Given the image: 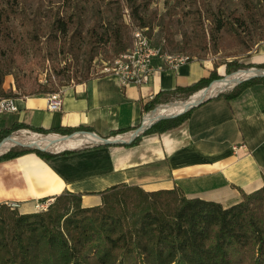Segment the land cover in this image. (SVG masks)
<instances>
[{"label": "trees", "instance_id": "16d2710c", "mask_svg": "<svg viewBox=\"0 0 264 264\" xmlns=\"http://www.w3.org/2000/svg\"><path fill=\"white\" fill-rule=\"evenodd\" d=\"M123 1L130 7L135 25L142 28L152 25L157 13L150 10L154 0ZM189 2L197 10L193 11V25H201L205 46L207 36L203 18L210 22L212 37L234 36L247 51L252 49V43L259 44L263 38V0H241V8L229 10L223 9L221 2L217 5L220 12L211 5L202 9L207 0ZM89 3L90 0H75L74 11L55 16L46 27L34 24L32 29L26 30L31 39L36 40L46 34L55 42L59 41L66 55H78L83 49L86 63L83 77L77 81L92 77L89 74L92 59L103 45L112 44L116 54L129 46L124 6L115 11L110 1L105 3L104 9L97 3ZM91 6L94 14L91 22H87L85 12ZM7 8L0 5V55L4 50H10L14 42L20 48L24 36L17 27L9 25L8 17L13 11L7 12ZM190 47L194 48V45ZM224 63L227 74L246 66L264 67V63H245L238 57ZM217 67L215 64L208 76L190 85L159 91L146 101L145 111L172 99L190 97L209 86L213 80L222 77ZM5 73L0 58V96L19 97V94L4 88ZM259 82H264V76L244 80L231 91L220 94L232 98L247 86ZM52 89L45 87L39 93L54 91ZM192 108L176 116L159 119L143 134L163 132L180 125L190 116ZM20 127L61 133L91 130L84 125L47 129L19 121L0 129V141ZM126 130L116 129L112 133ZM141 137L126 144H136ZM28 152H36L46 159L57 154L24 147L3 153L0 160ZM240 191L242 198L239 201L224 205L202 196H188L179 187L147 190L137 184L119 182L99 191L102 202L90 206L83 205L82 192L70 190L54 195L45 210L22 213L2 202L0 264H264V184L249 192L241 188Z\"/></svg>", "mask_w": 264, "mask_h": 264}, {"label": "crops", "instance_id": "0c3cea01", "mask_svg": "<svg viewBox=\"0 0 264 264\" xmlns=\"http://www.w3.org/2000/svg\"><path fill=\"white\" fill-rule=\"evenodd\" d=\"M250 56V62L264 63V42ZM154 64L162 68L142 86H122L103 74L68 84L59 90V109H48L44 93L18 98L17 110L0 112V129L20 121L47 129L84 125L102 136L131 131L156 93L190 85L215 67L211 58L195 57L176 67L160 57ZM56 153L50 159L28 152L0 160V203L17 201L22 213L37 211L42 199L70 190L82 192L83 205L90 206L102 202L99 191L127 182L147 190L179 187L191 197L233 204L242 198L240 188L249 192L264 184V82L232 98L214 95L194 106L185 122L142 134L136 144L97 143Z\"/></svg>", "mask_w": 264, "mask_h": 264}, {"label": "rangeland", "instance_id": "374dc122", "mask_svg": "<svg viewBox=\"0 0 264 264\" xmlns=\"http://www.w3.org/2000/svg\"><path fill=\"white\" fill-rule=\"evenodd\" d=\"M14 1L15 2L13 4V0H0V5L4 4L8 7L7 12L13 11V13H10V16L8 17L9 25L12 28L17 27L18 31L20 30L24 33L23 41H21L22 46L20 48H18L16 42H14L12 44V48L14 47L13 49H6L3 51L4 54L1 53L0 55L1 67L4 71H6L3 84L4 88L7 91H11L15 95L19 94V97L17 98L27 95L40 94V89L45 87L49 89L53 88L54 91L44 93L47 96L48 93L62 90L66 85L81 79L83 77L84 64L86 63L83 49L78 55H66V52L62 50V46L59 45V41L55 42L53 39L49 38L48 35L42 34L39 38L34 40L26 34V30L32 29L34 24L46 27V25L49 24L48 22H50L55 16H64L71 11H74L72 7L74 6L75 0ZM109 1L113 5L115 11L119 10L122 5L124 6L123 16L128 24V39L126 41L129 43V46L127 48L131 47L134 43L135 31L137 29H141L143 33L150 38L152 43L161 44L164 51L169 54H187L201 59L211 58L213 59L214 64H223L220 69V73L222 75L221 78L227 76L224 61L238 57L239 60L247 63L251 57V53L249 54V52H252L258 45L257 43H252V49L247 51L243 45L238 43V40H236V37L234 36H228V34H225L220 37H212L209 33L210 22L208 19L203 18L207 36V44L205 46L204 32L202 31L201 25H193L192 15L196 8L193 6L194 4L192 2H189V0H154L153 4L150 6V10H156V16L153 18L152 25H150V27L143 28L133 23V19L130 15V7L125 6V1L123 0H90L89 5L97 3V6L99 4V7L104 9L105 3ZM240 1L241 0H207L208 3L206 2L205 7L202 5L201 8L206 9V7L211 5L216 8V11L218 10V12H220L221 9L218 8V3L222 2V8L229 10L237 7L241 8ZM93 8L94 7L91 6L90 9L85 12L87 22H91L92 20L94 14L92 10ZM261 42H264V29L263 38L259 41V43ZM165 45L167 46L165 47ZM193 45L194 48H191L190 46ZM121 53L116 54L112 48V44L110 43L103 45L100 51L92 59L89 74L91 76L101 74L107 75L102 70L105 66L110 65ZM241 68H247V66ZM187 98L172 99L163 103L182 101ZM25 129L45 134L50 132L58 134H69L74 132H43L27 127H20L13 130L3 138L6 139L13 133H28L29 131ZM75 131L91 130L81 129ZM131 132H134V129L126 132L111 133V135L127 136ZM143 133L138 136H141ZM96 144V142H87L79 147H75L82 148ZM24 147L31 146H29V144L18 143L8 149L6 148V150L0 152V155L11 149H20ZM75 147L61 149V151L72 150Z\"/></svg>", "mask_w": 264, "mask_h": 264}, {"label": "built area", "instance_id": "2783aa9c", "mask_svg": "<svg viewBox=\"0 0 264 264\" xmlns=\"http://www.w3.org/2000/svg\"><path fill=\"white\" fill-rule=\"evenodd\" d=\"M133 45L127 48L117 56L110 65L102 70L107 75L114 76L122 86L130 84L143 85L149 82L152 75L162 65L154 64L156 57L163 59L164 64L176 67L181 63L189 60L190 56L185 54L172 55L164 51L161 44H154L150 38L137 29L134 34ZM17 97L0 96V112L14 111L18 109ZM48 109L55 110L61 108L62 94L61 91H55L47 94ZM30 131V129H25ZM32 131V130H31ZM132 133V132H131ZM52 199H45L37 203L39 210L47 209ZM12 208H18L19 202L8 201Z\"/></svg>", "mask_w": 264, "mask_h": 264}, {"label": "bare ground", "instance_id": "6f19581e", "mask_svg": "<svg viewBox=\"0 0 264 264\" xmlns=\"http://www.w3.org/2000/svg\"><path fill=\"white\" fill-rule=\"evenodd\" d=\"M262 71L263 70L255 67L238 69V71L236 70L221 79L215 80L209 87V92L217 93L220 89L224 87H229L240 79L249 77ZM202 93L203 92L199 90L185 100L160 104L157 110H154L153 112L147 115L145 122L151 123L160 115H167L170 113H176L181 111L187 106L188 103L196 101L198 98H200ZM98 140L102 141V139H99V137L94 136L92 133H88L85 131H78L73 135H61L53 132L45 134L35 131H29L28 133L24 134L13 133L8 136L0 144V152L18 143L29 144L33 145V147L36 146L56 151L75 146L79 147L84 143L96 142Z\"/></svg>", "mask_w": 264, "mask_h": 264}, {"label": "water", "instance_id": "95a60500", "mask_svg": "<svg viewBox=\"0 0 264 264\" xmlns=\"http://www.w3.org/2000/svg\"><path fill=\"white\" fill-rule=\"evenodd\" d=\"M252 67H256V66H252ZM252 67H249V68H252ZM258 69H261L263 70L262 72L260 73H257V74H254V75H251L249 77H246V78H243V79H240L238 80L237 82H235L234 84H232L231 86L234 87L236 85H238V83L244 81V80H247L249 78H252V77H255V76H264V67H256ZM231 74V73H229ZM229 74H226V75H229ZM220 79V78H219ZM215 81V80H213ZM212 81V82H213ZM211 82V84H212ZM211 84H209V86H205L203 88L200 89V91H202V95L200 98H198L196 101H192L190 103L187 104V106L182 109L181 111L179 112H176V113H170V114H167V115H160L159 117H157L154 121H152L151 123H146L145 122V119L147 117L148 114H150L151 112H153L154 110H157L158 106L160 104H163V103H160V104H156V106L154 108H152L151 110H149L144 116H143V120L141 122V124L136 128L134 129V132L130 133L129 135L127 136H118V135H111V136H102V135H99L98 133H96L95 131H85V132H88V133H92L94 136H97L99 138L102 139V141L100 142H97L98 144H111V143H114V144H124V143H127V142H130L132 141L134 138H136L138 135H140L141 133H143L149 126H151L153 123H155L157 120L159 119H162V118H166V117H173V116H176L178 114H181L185 111H187L188 109L198 105L199 103L205 101L206 99L214 96V95H217L219 94L220 92H223L227 87H224L222 89H220L217 93H210L209 92V87L211 86ZM229 88V87H228ZM199 91V90H198ZM192 95V94H191ZM190 95V96H191ZM168 103H171V102H168ZM78 131H75L73 133H69V134H61V135H73L74 133H76ZM82 132V131H80ZM5 140V138L0 141V144ZM31 147H33L32 145H29ZM33 148H37V149H41V150H44V151H48V152H60L61 150H56V151H53V150H49V149H44V148H40V147H36L34 146Z\"/></svg>", "mask_w": 264, "mask_h": 264}]
</instances>
